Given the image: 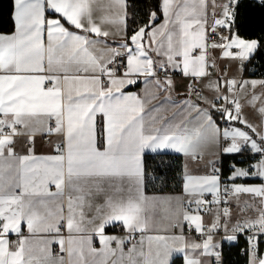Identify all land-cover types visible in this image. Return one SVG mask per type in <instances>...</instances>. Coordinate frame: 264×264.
I'll return each mask as SVG.
<instances>
[{
    "label": "crops",
    "instance_id": "0c3cea01",
    "mask_svg": "<svg viewBox=\"0 0 264 264\" xmlns=\"http://www.w3.org/2000/svg\"><path fill=\"white\" fill-rule=\"evenodd\" d=\"M228 1L161 0L162 19L128 39L127 0H13L15 28L0 31V122L51 140L0 144V264H213L216 246L246 233L259 236L247 264H264V76L242 66L258 39L236 29L211 39ZM119 51L127 70H104ZM180 65L183 76L158 73ZM215 97L235 104L226 148ZM242 144L258 158L232 165L233 197L202 214L201 195L220 193L212 162ZM147 152L182 156L181 192L146 191ZM188 223H221L224 235L197 239Z\"/></svg>",
    "mask_w": 264,
    "mask_h": 264
},
{
    "label": "trees",
    "instance_id": "16d2710c",
    "mask_svg": "<svg viewBox=\"0 0 264 264\" xmlns=\"http://www.w3.org/2000/svg\"><path fill=\"white\" fill-rule=\"evenodd\" d=\"M13 0H0V31L11 32L15 28L13 16ZM163 17L161 0H127V37L128 39L140 29L148 30ZM233 27L242 37L258 39L259 47L250 58L256 62L252 74H264V3L256 0H239L235 6ZM137 85H140L138 83ZM102 129L99 126V140L102 142ZM231 154H226L224 160V175L235 163L246 161L236 159L229 164ZM258 158L253 156L252 162ZM145 170V189L147 192H181L183 189V160L182 156L170 152H147L143 157ZM246 241L240 236L235 243L224 242L223 264H247L248 252L245 250ZM172 264H182L181 258H176Z\"/></svg>",
    "mask_w": 264,
    "mask_h": 264
},
{
    "label": "built area",
    "instance_id": "2783aa9c",
    "mask_svg": "<svg viewBox=\"0 0 264 264\" xmlns=\"http://www.w3.org/2000/svg\"><path fill=\"white\" fill-rule=\"evenodd\" d=\"M239 0H229L227 4V11L228 15L224 18L223 24L218 28L217 31L212 33L211 39L215 42H221L225 37H227L230 32L235 31V28L233 27L234 22V12H235V6ZM264 3V0H262ZM236 52H239L240 49L236 48ZM242 66L247 68L250 73L253 72V69L256 67V62L246 61L242 62ZM128 68V56L124 52H117L112 57L111 61L107 63L104 66V70H109L111 72L117 73V72H124ZM103 70V71H104ZM209 72L212 71V68H208ZM158 73L161 76L168 77H178L183 76L184 71L182 66L180 65L178 68H171L168 66H160L158 68ZM252 74V73H251ZM255 75V74H252ZM256 76H264L263 73L259 72ZM103 83L107 82L106 75L103 74L102 78ZM52 85V81H48L46 83V86L49 87ZM189 90L192 94L196 96H202L203 90L201 87L196 83V80L194 78H191L189 81ZM234 102L228 98L222 99L220 97H215L213 99V106L216 109L220 110V117L219 122L221 125V132H222V146L223 148H226L230 143L229 136L225 133L230 127L231 123L227 117V112L234 108ZM56 125V122L51 121L50 127L53 128ZM36 136H41L43 139L51 140V136L49 133H28L21 130V125L17 122H11V123H1L0 122V144L7 140V145L10 148L14 147L15 144V138L22 137L24 144L26 146H32L36 143ZM255 152H252L250 149V146L248 144H242L240 146V149L237 153L231 154L232 156L229 157V164L235 163L236 159H241L246 161L247 165L252 164L253 156L255 155ZM226 154H222L218 160H215L211 164V171L214 174H217L221 178V186H220V193L215 196L211 193H204L201 195V202H200V210L202 214H206L208 212L209 204L211 200L218 199L223 205L227 204L230 199L234 195V189L233 186L230 184L228 180L224 178V160L223 157ZM5 225V220L0 217V233L3 231ZM118 232L123 231L121 227H118ZM186 231L192 235L193 237L197 239H207L212 234H219L221 236L224 235L223 226L221 223H206L204 224L200 229H198L194 223H188ZM245 241L246 246L245 250L247 252H256L259 247V236L256 233H246L245 234ZM135 239L138 240V237L135 236ZM20 238H16L15 242L19 243ZM112 243L114 241L111 240ZM224 244V243H223ZM223 244L218 245L214 248L213 251V264H223ZM130 243L127 244L128 247H130ZM56 253L61 254L62 252L59 249L55 250Z\"/></svg>",
    "mask_w": 264,
    "mask_h": 264
}]
</instances>
